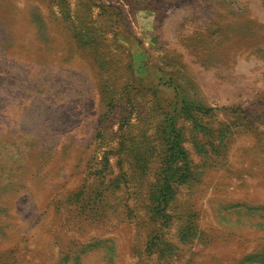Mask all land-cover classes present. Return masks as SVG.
<instances>
[{
  "label": "rangeland",
  "instance_id": "obj_1",
  "mask_svg": "<svg viewBox=\"0 0 264 264\" xmlns=\"http://www.w3.org/2000/svg\"><path fill=\"white\" fill-rule=\"evenodd\" d=\"M0 264H264V0H0Z\"/></svg>",
  "mask_w": 264,
  "mask_h": 264
}]
</instances>
